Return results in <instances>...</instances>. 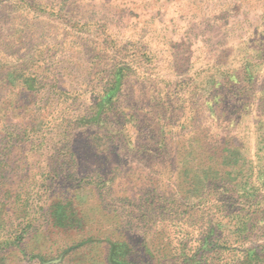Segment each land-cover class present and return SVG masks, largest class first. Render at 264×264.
Returning a JSON list of instances; mask_svg holds the SVG:
<instances>
[{"label":"rangeland","instance_id":"374dc122","mask_svg":"<svg viewBox=\"0 0 264 264\" xmlns=\"http://www.w3.org/2000/svg\"><path fill=\"white\" fill-rule=\"evenodd\" d=\"M189 144L200 180L140 191ZM208 238L264 264V0H0V264H190Z\"/></svg>","mask_w":264,"mask_h":264},{"label":"trees","instance_id":"16d2710c","mask_svg":"<svg viewBox=\"0 0 264 264\" xmlns=\"http://www.w3.org/2000/svg\"><path fill=\"white\" fill-rule=\"evenodd\" d=\"M113 97H114L113 95H109L105 97V101L100 106L101 108L99 109L100 112L97 116V119L95 120L96 122H103V121L108 120V114L106 113L107 112L106 110L109 109L108 111H110L111 110L110 107H113L114 104H112L111 106H108L109 108L107 109H105V106L108 105V102L112 101ZM186 142H189L190 144L192 143L190 139H187ZM190 147H191L190 150H184L183 152H181L180 155L177 156L174 162L176 167L174 169L170 168L167 170V177H165V172H162V171L156 172L158 176L160 177L159 180L167 179L170 182L169 185H166V186L161 185V189L158 190L160 186H158V184H155V182L149 180V182H145L143 184L142 189L140 191H143L145 189V186L152 187L153 188L152 191L154 192L159 191L157 193L161 194L160 196L168 197V195L171 193V191H168L170 189L179 190L181 187L182 188L186 187V189L188 188L190 189L196 177H199L198 180H200V175L198 174V171L202 170L201 160H199L201 159V153L198 152L199 150L197 151L194 150L195 149L194 146L190 145ZM193 163H196V165ZM191 165H194L196 167L194 169H189V166ZM86 177L88 178L90 176H88V174L85 175L82 172L81 178L84 179ZM106 181L109 182L108 180ZM107 188L110 189L112 187L110 185ZM126 199L131 200L132 198L126 197ZM132 200L134 201V203H137L138 210L143 214L145 213L146 216H149L148 213H151L155 210L154 202L152 199L151 201H149V198H148L146 200L147 203L145 201H142L141 196L135 199H132ZM57 212L64 213V210H60L59 208H57L56 213ZM202 244H204V247H205L202 253V257L205 254L204 258L203 259L197 258V255L193 254L191 255L192 258L191 257L189 259L186 258V261H190V264H203L205 260L204 264H214L213 261L221 257L220 255L223 254L222 249H219L218 245H216V243L213 242L211 238L206 239ZM115 248H113V250H115ZM112 253L114 254H112L111 261L112 262L114 261L115 263V260H114L115 251H112ZM118 264H120V262H118ZM121 264H124V263H121Z\"/></svg>","mask_w":264,"mask_h":264}]
</instances>
